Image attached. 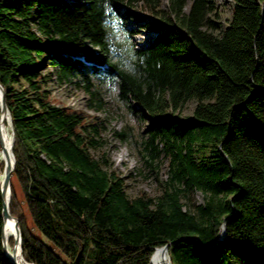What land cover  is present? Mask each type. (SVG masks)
<instances>
[{
	"label": "trees",
	"instance_id": "obj_1",
	"mask_svg": "<svg viewBox=\"0 0 264 264\" xmlns=\"http://www.w3.org/2000/svg\"><path fill=\"white\" fill-rule=\"evenodd\" d=\"M231 1L224 26L214 0H0L8 211L26 262L148 264L172 242L170 264H264V0ZM142 29L150 38L135 42ZM45 59L90 108L114 110L104 95L115 86L147 121L143 157L152 168L167 161L160 195L129 197L107 159L90 154L103 121L55 104ZM1 210L0 194V264H12ZM222 225L226 237L211 245Z\"/></svg>",
	"mask_w": 264,
	"mask_h": 264
},
{
	"label": "rangeland",
	"instance_id": "obj_2",
	"mask_svg": "<svg viewBox=\"0 0 264 264\" xmlns=\"http://www.w3.org/2000/svg\"><path fill=\"white\" fill-rule=\"evenodd\" d=\"M217 12V19L226 25L231 14V0H214ZM165 5L166 0H162ZM213 16V15H211ZM133 21L126 24L127 27H134ZM150 38V33L141 30L139 34L133 36L135 42L140 40L145 43ZM42 75L46 76L44 88L49 90L50 97L57 105H64L73 109H79L87 114L86 120L96 121L98 118L103 121L104 127L101 129L100 144L96 148H89L90 154L94 158L103 157L107 159L112 169L123 181V188L129 197H136L141 193L155 197L162 192V182L167 177V161L165 158L159 160L156 168H152L143 157V140L146 135L143 133L147 121L140 119L128 106L115 98L118 90L114 86L105 95L106 101H111L112 108H105L102 111H96L88 106L89 96L84 90L73 83L60 82L57 80L54 67L44 60ZM49 75V76H47ZM195 101L188 100L179 114L182 119L191 117ZM94 117V118H93ZM126 128L128 138L125 141L120 140L114 134ZM11 132V129H10ZM192 203H202V195L199 191L191 192ZM13 238V237H12Z\"/></svg>",
	"mask_w": 264,
	"mask_h": 264
},
{
	"label": "water",
	"instance_id": "obj_3",
	"mask_svg": "<svg viewBox=\"0 0 264 264\" xmlns=\"http://www.w3.org/2000/svg\"><path fill=\"white\" fill-rule=\"evenodd\" d=\"M263 7H264V4H262V9H263ZM2 115L5 116L6 122L8 123V125H10L9 112H8V109H7L5 101H4V90H3L2 86L0 85V128H1V124L3 122ZM10 127H11V125H10ZM12 142H13V134H12V128H11V145H12ZM0 150L2 151L1 162L3 163V170L0 174V175H2V179H0V194H1V198H2L1 217H2V221H3V225L8 220L13 222L15 237L12 238L13 243L11 246V250H12V254H14L15 253V245L17 244V246L19 248V253L21 254L20 230L18 227L17 219L15 217H13L8 211V199H9V195H10V176H11V172L13 169L14 158H13V162L10 161V157H9L8 152L2 147L1 137H0ZM11 156L13 157L12 153H11ZM225 237H226L225 227H224V225H222L220 235L211 245L223 240ZM190 238H194L197 241L196 237L191 236ZM171 243L172 242H169V243L163 245L162 247H160V249H162L163 252L167 253V248ZM1 245H2V249H3L4 254L7 257V259L12 264H17L16 261L14 260V258L12 257V255L9 256L7 254L6 243L4 242V238H3V226H2V230H1ZM155 249H157V248H155ZM166 256L168 258L167 264H170L168 254H166ZM21 257L26 264H34V263L26 262L22 256V254H21ZM73 264H76V260L73 262ZM148 264H151L150 259H149Z\"/></svg>",
	"mask_w": 264,
	"mask_h": 264
},
{
	"label": "bare ground",
	"instance_id": "obj_4",
	"mask_svg": "<svg viewBox=\"0 0 264 264\" xmlns=\"http://www.w3.org/2000/svg\"><path fill=\"white\" fill-rule=\"evenodd\" d=\"M3 122L1 124L0 128V137H1V143L2 147L8 152L10 161L13 162V157L11 156V132H10V125L5 120V116L2 115ZM1 151V150H0ZM1 155L2 151L0 152V163H1ZM1 174V173H0ZM0 179H2V175H0ZM7 196V195H6ZM10 237H15V232H14V225L13 222L8 220L4 223L3 225V238L4 242L6 243V251L9 256L12 255L14 260L16 261L17 264H26L22 257L21 254L19 253V248L17 244L15 245V253L12 254L11 247L8 244V240ZM166 252H163L162 249L157 248L153 251L151 257H150V263L151 264H167L168 258L166 256Z\"/></svg>",
	"mask_w": 264,
	"mask_h": 264
}]
</instances>
